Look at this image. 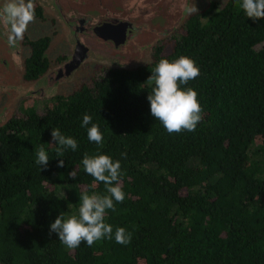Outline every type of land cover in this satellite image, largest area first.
Returning a JSON list of instances; mask_svg holds the SVG:
<instances>
[{
  "label": "trees",
  "instance_id": "obj_1",
  "mask_svg": "<svg viewBox=\"0 0 264 264\" xmlns=\"http://www.w3.org/2000/svg\"><path fill=\"white\" fill-rule=\"evenodd\" d=\"M240 2L210 0L166 54L109 70L0 126V264H264V19L248 18ZM48 41H29L25 77L45 70ZM181 55L200 69L186 87L203 118L193 132L169 134L151 115L147 80L160 59ZM85 114L102 144L89 141ZM53 128L77 150L57 157ZM41 145L46 168L36 163ZM85 153L120 160L125 199L106 212L113 239L69 249L50 225L78 213L83 192L107 194L84 171ZM118 227L131 233L128 245L115 242Z\"/></svg>",
  "mask_w": 264,
  "mask_h": 264
},
{
  "label": "flooded vegetation",
  "instance_id": "obj_2",
  "mask_svg": "<svg viewBox=\"0 0 264 264\" xmlns=\"http://www.w3.org/2000/svg\"><path fill=\"white\" fill-rule=\"evenodd\" d=\"M4 2L0 0V126L22 115L23 108L39 110L38 103L67 95L60 93L64 84L92 87L109 70L133 69L166 54L190 16L183 6L196 0H34L35 20L14 47L7 42ZM36 22L50 29L39 36L49 38L47 64L40 75L27 78L29 41L38 38L31 33Z\"/></svg>",
  "mask_w": 264,
  "mask_h": 264
},
{
  "label": "clouds",
  "instance_id": "obj_3",
  "mask_svg": "<svg viewBox=\"0 0 264 264\" xmlns=\"http://www.w3.org/2000/svg\"><path fill=\"white\" fill-rule=\"evenodd\" d=\"M240 7L248 18L253 20L264 19V0H241ZM183 10L191 15L198 12L195 4H185ZM2 14L5 22L10 26V34L7 42L9 46H15L22 41L28 26L35 20L34 0H5ZM147 81L154 84L147 96L150 102L151 115L159 120L169 134L181 131L193 132L203 118V108L198 102V93L192 87H186L190 80L200 74L196 62L181 55L178 59L169 61L162 58L155 65ZM87 128L89 141L102 144L103 133L97 123L92 122V117L83 116L82 127ZM51 138L56 145L57 157H63L67 149L76 151L78 142L71 136H65L59 128H53ZM126 158V153L121 154ZM49 155L44 146L36 149V163L47 167ZM82 164L84 171L97 182L106 186L107 194H89L87 191L80 195L78 213L65 216L60 213L50 225V233L57 234L58 239L69 249H75L82 242L91 247L97 241L113 239V226L105 222L107 210L115 211L117 203H123L125 193L122 189V172L120 160L106 154L88 155L85 153ZM64 166L61 159L57 165ZM70 177L75 178V171ZM117 244L128 245L131 242V233L123 227H118L114 232Z\"/></svg>",
  "mask_w": 264,
  "mask_h": 264
},
{
  "label": "rangeland",
  "instance_id": "obj_4",
  "mask_svg": "<svg viewBox=\"0 0 264 264\" xmlns=\"http://www.w3.org/2000/svg\"><path fill=\"white\" fill-rule=\"evenodd\" d=\"M210 0H196L195 2V6L198 10L202 9L203 7H205L207 5V3L209 2ZM217 1V3L220 4V6L222 4H224V2H226V0H215ZM50 29L49 27L46 25V24H41L39 25L37 22L35 24H33V28H32V37H39L40 35H44V34H47L49 33ZM55 55V52L52 53V51L50 50L48 52V56H50L51 58H53ZM88 81V80H86ZM78 85H73V88L71 87V83L70 85L69 84H64L62 86V89L60 90V93H63V94H68L70 92H72V90L74 88H76ZM43 105H44V102L43 103H38V106L37 108L39 109L38 111L41 112L42 108H43Z\"/></svg>",
  "mask_w": 264,
  "mask_h": 264
},
{
  "label": "water",
  "instance_id": "obj_5",
  "mask_svg": "<svg viewBox=\"0 0 264 264\" xmlns=\"http://www.w3.org/2000/svg\"><path fill=\"white\" fill-rule=\"evenodd\" d=\"M79 60H80L79 58H77V59H73V61H71V65L76 64Z\"/></svg>",
  "mask_w": 264,
  "mask_h": 264
}]
</instances>
